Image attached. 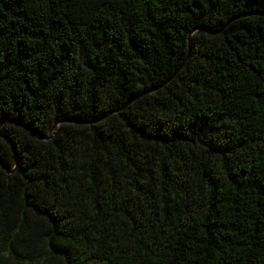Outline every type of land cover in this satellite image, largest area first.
<instances>
[{"label":"trees","instance_id":"obj_1","mask_svg":"<svg viewBox=\"0 0 264 264\" xmlns=\"http://www.w3.org/2000/svg\"><path fill=\"white\" fill-rule=\"evenodd\" d=\"M0 132V264H264V0H0Z\"/></svg>","mask_w":264,"mask_h":264},{"label":"water","instance_id":"obj_2","mask_svg":"<svg viewBox=\"0 0 264 264\" xmlns=\"http://www.w3.org/2000/svg\"><path fill=\"white\" fill-rule=\"evenodd\" d=\"M0 135H2L1 132H0ZM41 138L49 139V138H51V136L48 134L46 137H45V136H41ZM16 157H17V156H16ZM6 168H7V167H6ZM7 170H8L9 172H12V171H14L15 169H9V167H8Z\"/></svg>","mask_w":264,"mask_h":264}]
</instances>
